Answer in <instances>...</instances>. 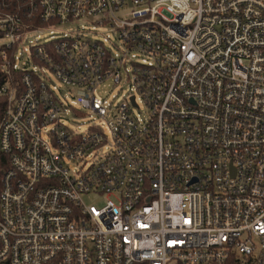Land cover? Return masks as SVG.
Returning a JSON list of instances; mask_svg holds the SVG:
<instances>
[{
	"label": "built area",
	"instance_id": "built-area-1",
	"mask_svg": "<svg viewBox=\"0 0 264 264\" xmlns=\"http://www.w3.org/2000/svg\"><path fill=\"white\" fill-rule=\"evenodd\" d=\"M0 73V264H264V0H0Z\"/></svg>",
	"mask_w": 264,
	"mask_h": 264
},
{
	"label": "rangeland",
	"instance_id": "rangeland-1",
	"mask_svg": "<svg viewBox=\"0 0 264 264\" xmlns=\"http://www.w3.org/2000/svg\"><path fill=\"white\" fill-rule=\"evenodd\" d=\"M84 28L85 30H87V34L89 37H91L92 39H100L103 40V36L107 35V31L104 28H97L95 29L96 32H93L94 30L91 29V25H88L86 22L84 21H71L68 25L65 26H55L52 27L50 29L48 28H44L39 30L37 33L28 35V43L31 42L33 44H38V43H43L46 42L48 40H50L51 38H57L61 36V33H68L71 31H75L77 28ZM91 30V31H88ZM50 31L54 32V36H52L50 34ZM26 48L29 47V45L27 44L25 46ZM25 56V55H24ZM55 84L57 87H62L57 81H55ZM123 90L118 92V89L114 86H112V84L110 82H107L105 84H103L102 86H100L97 91L95 92V95L101 99H105L107 101H111L113 96L117 95V99L120 98L122 96L123 93L126 92V88L122 87ZM83 123L81 124H74L71 122L70 119V125H72V127H75L79 132H84L86 127L89 125L88 119L83 118ZM83 201L86 204L89 205H95V206H101L103 204V200H99L94 196H87L83 198Z\"/></svg>",
	"mask_w": 264,
	"mask_h": 264
},
{
	"label": "trees",
	"instance_id": "trees-1",
	"mask_svg": "<svg viewBox=\"0 0 264 264\" xmlns=\"http://www.w3.org/2000/svg\"><path fill=\"white\" fill-rule=\"evenodd\" d=\"M4 83V77L3 75L0 73V86ZM4 105V100L2 98H0V109H2V106Z\"/></svg>",
	"mask_w": 264,
	"mask_h": 264
}]
</instances>
